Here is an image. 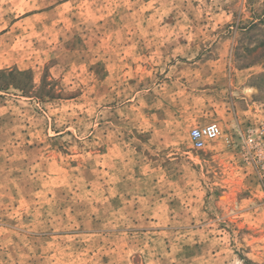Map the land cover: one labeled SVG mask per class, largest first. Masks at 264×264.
<instances>
[{
  "label": "rangeland",
  "instance_id": "1",
  "mask_svg": "<svg viewBox=\"0 0 264 264\" xmlns=\"http://www.w3.org/2000/svg\"><path fill=\"white\" fill-rule=\"evenodd\" d=\"M0 264H264V0H0Z\"/></svg>",
  "mask_w": 264,
  "mask_h": 264
},
{
  "label": "built area",
  "instance_id": "2",
  "mask_svg": "<svg viewBox=\"0 0 264 264\" xmlns=\"http://www.w3.org/2000/svg\"><path fill=\"white\" fill-rule=\"evenodd\" d=\"M221 135V128L216 123L196 127L191 131V141L196 149H204L206 145Z\"/></svg>",
  "mask_w": 264,
  "mask_h": 264
}]
</instances>
